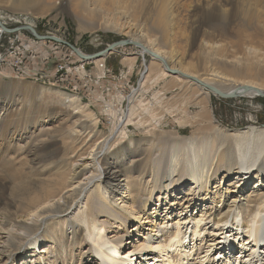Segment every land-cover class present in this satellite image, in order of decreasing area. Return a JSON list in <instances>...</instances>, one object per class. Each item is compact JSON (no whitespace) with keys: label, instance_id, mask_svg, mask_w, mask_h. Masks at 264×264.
<instances>
[{"label":"bare ground","instance_id":"obj_1","mask_svg":"<svg viewBox=\"0 0 264 264\" xmlns=\"http://www.w3.org/2000/svg\"><path fill=\"white\" fill-rule=\"evenodd\" d=\"M149 1L0 0V30H3L6 24V17L15 21L20 17L24 20L33 17V20L38 21L39 17L52 15L58 6L74 17L84 31L111 30L114 22L112 24L110 21L120 16L126 20L124 26L128 21L135 22L132 25H136L138 29L137 34L131 35L129 41L130 45L136 47L133 49H139L140 52H134L132 57L140 55L144 61L146 55L151 58L148 66L144 67L146 71L142 74V88L156 78L154 84H159L161 79L169 76L174 78L176 89L181 91L190 90L188 86L192 84L195 86L194 94L200 97L202 92L207 99L203 98L198 102L205 109L203 114L208 110L209 99L212 95H218L217 93L230 95L236 92L252 96L264 94V83L255 80L264 78V0H191V10H182L190 0H153V3ZM3 8L16 12L20 17H4L1 11ZM131 17H137L138 20ZM189 19L193 21L192 24ZM117 26L116 24L115 27ZM26 27H29L28 30L34 36L41 37L37 34L35 25ZM52 38L60 39L56 36ZM57 42L64 43L61 40ZM183 45L188 49L197 47L198 69L194 68L197 72L192 71L191 64L186 61L188 55ZM113 52L114 50L110 49L106 54H96L91 60L95 63L105 61L108 53L112 55ZM236 52L241 55L235 56ZM78 54L81 62L84 57H89ZM103 54L105 55L98 59ZM136 59L125 58L124 61L133 66ZM100 64L105 65L103 62ZM215 65H221L224 71L217 70ZM206 85L213 88V91L207 89ZM42 93L47 96L44 101L61 108L62 111L56 109L54 123H47L41 129L36 142H39L40 148L44 150L48 142L61 141L62 155H58L56 160L44 163L41 150L33 149L32 152L31 147L26 148L31 136L28 133L19 139V143L12 139V136L7 144L0 143V176L1 172L2 176H5L2 188L10 186L9 199L17 201L14 206L5 205L0 209V264H15L30 246L44 254L34 260L36 264L39 261L44 264H61V253L68 250L70 255L66 259L71 263L76 257L73 253L82 245L87 255L82 257L85 252L77 250L79 259L84 262L90 257V264H132L134 260H139L138 264H149L153 259L156 261L154 264H264V189L246 191L250 181H259L260 186L264 187V127L250 126L230 134L215 131L212 138H196L195 135L181 139L172 138L170 167L165 177L167 180L158 184L154 179L145 181L148 166L141 158L142 150H149L154 145V138L143 139L140 143L141 139L135 141L130 139L127 133H123L125 129L122 127L146 124L142 120L135 121L139 114L138 108L132 106L129 109L119 131L115 133V140L113 135L98 131V121L90 106L82 104L77 96L46 87L42 89ZM192 98L191 96L186 100ZM16 101L7 107L4 113L15 110L17 115H22L26 110H23V107L31 106L25 98ZM59 115L62 117L56 122ZM176 139L178 141H174ZM14 141L20 151L30 153L31 159L28 163L20 162L14 157L15 161H3L11 156V144ZM199 141L203 144L198 145ZM215 141H232L235 146L234 161L232 159L228 163L212 156ZM186 156L185 177L196 185L193 187L194 190L198 189V196L200 192L206 193L200 194L202 199L199 196L202 202L207 200V196L211 197V183L221 170L226 171L224 179L227 180L240 171L248 175L247 182L239 181L234 184L239 187L237 192L241 190V193L230 199L233 200V205L226 212L221 210L218 218L212 214H216L220 209L213 213L201 211L197 214L195 192H188L184 203L188 205L182 206L185 209L193 207L191 214L183 208L177 212L176 203L168 202L174 192L171 187L180 183L179 179L175 180V174ZM126 161L132 168L124 167ZM211 170L213 172L209 175L207 172ZM136 173L134 178L133 174ZM167 181L170 183L166 184ZM89 190L93 192V198H96L93 199V205L89 198L86 202L83 201ZM128 192L129 195L121 203L120 199H116V195L123 193L122 195L126 196ZM156 192H166V195L157 198L161 201L159 208L152 210ZM168 192L172 194L167 195ZM176 193L175 198L178 195ZM137 194L140 196L138 204L135 198ZM222 199L221 192H214L213 200L211 197L216 206ZM190 201H193L191 205ZM74 210L76 216L69 219ZM97 216L107 219L100 221L101 225H95ZM110 219L123 227V235L110 237L106 234L104 222L111 224ZM170 220L173 221L169 223ZM128 221L135 224L132 232L139 233V240L128 249L129 251L121 253L124 238L132 234L127 228ZM69 226L78 233L72 243H64ZM206 227L215 228L212 230L214 235L210 245L216 242L217 236H222L224 244L222 248L217 245L218 250H222L215 251L214 254V251H211L212 246L208 245L207 250L201 253L205 255L199 256L201 254L198 252L205 240L202 236ZM79 235L84 239L80 240ZM243 239H246L245 243ZM236 250L239 252L235 254ZM246 254L251 258L249 261L244 260ZM194 256L199 257L193 259ZM33 257L31 253L26 256Z\"/></svg>","mask_w":264,"mask_h":264},{"label":"rangeland","instance_id":"obj_2","mask_svg":"<svg viewBox=\"0 0 264 264\" xmlns=\"http://www.w3.org/2000/svg\"><path fill=\"white\" fill-rule=\"evenodd\" d=\"M149 3H153V0H150ZM185 6L187 7H183L182 10H191L193 7V3H191L190 0L189 4H186ZM1 11L4 17H6L7 15L13 18L18 16L16 12H9V9L3 8ZM32 18L33 17H30V19L24 20L23 17H20V19L15 21L6 17V24L3 28H6L7 31H5L4 29L0 30V139L2 140V138H4V140L0 141V143L7 144L11 136L12 139L17 140V143H19V139L21 137L24 138L25 133H28V135L31 136L30 142H28L26 148L28 149L31 147L32 152L33 149L41 150V154L43 155L42 161L44 163H49L51 162V160L53 161V159L56 160L57 157L62 155L61 151L63 150V144H61V141L48 142L47 144H45L46 147L44 148V150L40 148L39 142H36V137L41 134V129L44 128L47 123H49L50 125L54 123V119H56V109L62 111L61 108L55 107L52 104H48V101L46 100L44 101V99H47V96H43L42 93V89H44L45 87L56 89L69 95L77 96L82 104H87L90 106V110L95 115L98 121V131H101L106 135H113L114 138L115 133H117L121 127L120 125L126 119L129 113V109L132 106L138 108L139 114L135 117V121L142 120V122H146V124L141 126L137 125L127 126L124 128L122 127L123 130L125 129L123 133H127V136L130 139H134L135 141L141 139L140 143L143 141V139L154 138L155 141L154 145L151 146L152 149L149 148V150H145L146 152L142 150L143 156L141 158H143V161L146 162V166H148V173L146 174L145 181L154 179V182H157L158 184L162 180H167L165 179V177L167 176L170 167L169 159L171 158L170 152L171 145L173 142L171 140L172 138L181 139L190 137L191 135H195L196 138H202L205 136L211 137L215 131H224L227 134H230L233 131H238L242 129L245 130L247 127L250 126H254L257 128L264 127V97L241 95L234 98H223L219 95H212L209 99L210 101H208L207 103V105L209 104L207 108L208 110H206V113H204V115L203 110L205 109L201 106V104H198V102L203 98L205 100V95L201 92V94L199 95L200 97L196 96V94H194L195 90H193L195 86H192V84L188 86L191 91H181L179 89H176L174 78L169 76L165 79H161L159 81V84H154L156 83V78L145 88H142V74L146 71V68L144 67L145 65L146 67L148 66L151 58L149 55H146V61H144L140 55L132 57V54L134 52H140L138 48V50L133 49V47H135L134 45L125 44L114 48L113 54L111 55L110 53H108L105 61H99L98 63H95L92 62V60L83 59V62H81L78 53H81L86 56H94L106 50L109 46L118 41H129L130 36L137 34L136 31H138L137 26L132 25L135 24V22L128 21L126 23V26H124L126 20L120 18V16H116L114 20L110 21L112 24L114 22L113 28L111 30L108 29L104 31L103 29H95L93 32L91 30L84 31L83 28H81L79 22L74 19V17H71L65 9L59 8V6L57 10L53 11L52 15L50 14L46 18L39 17L37 18L38 21H35ZM135 18L136 20H138L137 17H131V19ZM188 21L190 24H192L193 22L190 19ZM32 24L35 25V30L37 34L41 36L40 38L34 36V34H32L28 29L21 28L26 27L27 25L32 27ZM116 24L119 27H115ZM127 26H129V28H125ZM119 29L121 30L117 31ZM2 32L3 34H1ZM53 36H56V38L60 37L59 40L64 43L53 41V39H51ZM68 44L75 47L77 51L72 50L68 46ZM183 47L188 55L186 61L188 60L187 62L191 64L190 67L192 68V71L197 72V66L199 61V53H197L198 50L196 49L197 47L193 49L185 48V45H183ZM105 54L98 57V59L103 57ZM240 55V52L235 53V56ZM125 58L137 59L134 61V65L132 66L124 61ZM102 62L106 65L105 70H102V68L99 69V67H97V65ZM192 62L195 64H192ZM61 64H68L67 67H76L78 65L85 66L86 72L84 73V79L87 82L88 91H82L78 88H71L64 84H61L60 81H57L55 79V73L56 75H58L59 80L60 76L62 75V81L66 83H73L74 79H77L72 75L64 76V74H67V70L65 68H61L59 70V65ZM194 68L197 69L194 70ZM214 68L219 71H224V68H222L221 65H215ZM109 73L112 74L111 76H119L120 73L121 75L126 74L127 77L120 83L115 84L113 81H108L109 78H111ZM171 78L173 80H171ZM255 80H258V82L260 83H264V78L263 80L262 78H257ZM106 93H108L109 95L108 100H102L101 96H106ZM190 95L193 98L186 100L187 98L191 97ZM24 98L28 100L29 104H31V106L29 107H23V110L26 109L24 111V114L17 115L15 110L9 111L8 113H4V110L11 104H15V102H17V99ZM127 102H129V105H127ZM142 105L144 106L142 107ZM15 108L18 109V107ZM201 114H203L204 116ZM206 116H208V118ZM61 117L62 116L59 115L56 122ZM116 139L117 138H115V140ZM177 139L174 141H178ZM199 142L198 145L203 144L202 142ZM15 143L16 142L14 141L11 144L13 146V151L11 153V156H8L10 158L4 157L5 159H3V161L5 162L11 159H13L12 161H15L16 159L14 158H17V160L20 162L28 163L31 159V156H29L30 153L20 151V149L16 147ZM185 143L188 144L186 141ZM214 145L215 147L212 152V156L216 157V159L218 157L224 159L228 163L232 159L234 161L235 146L233 145L232 141H227L226 143L222 141L221 143L220 141H215ZM24 156H26L27 159ZM186 158L187 156L184 157L181 162L180 168L178 169L179 171H177V173L175 174V180L177 181L179 179L178 182L180 183H177V185L173 186L174 188L171 187V189H173L172 191L174 192L171 200H169L168 202H175V209L177 212H179L180 210H182V206L186 207L188 205H184L185 201L187 200L186 196L188 192L193 194L195 192V202H197L198 206V209H196V212H198L197 214H200L201 211H204L206 213H213L214 211L220 209L216 214H212V216H216L218 218V215L221 213V210H225L224 212H226L233 205V200L230 199H232L234 196L236 197L241 193V190L237 192L239 190V187H235L234 184L239 181H241L242 183L247 182L246 180L248 175H244V173L240 171L236 176L233 175L232 178H229L227 180L224 179L226 171L221 170L220 174L215 179V181L211 183V189L213 192L212 194H210V196L212 197V200L214 192L223 193V199L221 203L216 206V204L214 203L215 201H212L211 197L209 196H207L206 201L202 202V197L200 194L204 195L206 193L200 192V199L199 196L196 194L198 189L195 188L196 190H194L193 187H196V185L193 184V181H191V179L185 177L186 174L184 173V170L187 162ZM225 161L224 164L226 163ZM124 167L127 169L132 168L128 161H126ZM212 172L213 171L211 170L207 173H210L209 175H211ZM136 176L137 173L133 174L134 178ZM3 178H5V176H2L1 172L0 209L3 208L5 205L14 206L17 204V201H12L11 199H9L10 192L8 188L10 186L2 188L3 182L5 180ZM183 179L184 181H180ZM169 183L170 182L168 181L166 182V184ZM260 185L261 183L259 181H255L254 183L250 181V184L248 185V187H246V191L247 189H252L255 191L263 190L264 187H261ZM175 192H177L176 195L178 194L176 198L174 197ZM156 193L157 194L155 195L152 210L154 208H157L159 203L161 202H159L157 198H163L166 195V192H164V194L163 192H161L160 194L159 192ZM122 194L123 193H121L120 196L116 195V199H120V203L121 201L125 200V197L129 195V192L126 194V196H123ZM144 194L145 192L143 193V195ZM170 194L172 193H167V195ZM93 197V192L91 193V191L89 190L84 196L83 201L86 202V199L89 198V200L91 201V205H93L94 200L96 199ZM135 198L137 199L135 200L138 204L137 201L140 200V196H138L137 194V197ZM127 200L128 199L126 198V201ZM192 203L193 201H190L189 205H191ZM128 204H130L129 201ZM183 209L189 211V214H191L190 210H192L193 207L190 206V208L188 209ZM73 216H76L75 210L72 212V215H70L69 219H73ZM106 219L107 218L105 217L97 216L95 225H101L100 221H104ZM109 221L111 224H106V222H104L106 225V234L110 237H114V235L116 234V237H118V234L123 235V227L120 226L118 222H113L111 219ZM172 221L173 220H170L169 223H171ZM134 225V223L131 224V222L128 221V230L132 232ZM214 229H208V227H206V231H204V234L202 236L205 238V240L202 246L200 247L201 250L198 252V254L205 252L207 250L208 245L211 244L210 241L213 239L212 235H214L212 234V230ZM67 231L68 232L67 236L64 239V243H72L73 239L77 236L78 232H75L74 229H72L70 226L68 227ZM138 234V232H132L131 236L124 238V243L120 251L121 253L123 251H129L128 249H130L132 245L137 240H139ZM78 237L80 240L84 239V237L81 235H79ZM222 240V236L221 238H218L217 236L216 242H213V245H210L212 246L211 251H214L213 254L215 253V251L222 250H218L219 246H221V248L223 247L222 245L224 243L222 244ZM243 241L245 243L246 239H243ZM217 245L218 247H216ZM84 248L83 245L77 248V250L85 252L82 257L87 255L86 251H83ZM77 250L73 253V255H76V257L73 258V263H69L66 259V257L70 255V251L68 250L65 253L62 252L61 261L63 262L61 264L92 263V259L90 257H88L89 260L86 259L84 262L83 260L81 261L79 259V251ZM238 252L239 250H236L235 254ZM29 253H31V255L34 257L26 258ZM43 255L44 254H41L39 250H36L33 248V246H30L26 254H24L23 256L20 255V257L16 260L15 264H25V262L26 264H36L34 260L41 258V256ZM204 255L205 254H201L199 256ZM199 256H194L193 259H197V257ZM250 259L251 258L248 255L244 258L245 261H249ZM138 262L140 261L136 260L135 262L134 260V263L132 264H138ZM154 262L156 261L153 259L149 262V264H154ZM37 264L44 263H41L39 261L37 262Z\"/></svg>","mask_w":264,"mask_h":264},{"label":"built area","instance_id":"obj_3","mask_svg":"<svg viewBox=\"0 0 264 264\" xmlns=\"http://www.w3.org/2000/svg\"><path fill=\"white\" fill-rule=\"evenodd\" d=\"M1 34H3V32ZM67 65L68 64L59 65V70L61 68H65L67 70V74H64V76L72 75V76H74L77 79H74L73 83H70V82L66 83V82L62 81L63 76L61 75L60 76V80H59L58 75H56V73H55V79L57 81H60L61 84H64V85L69 86L71 88H78V89H80L82 91L83 90H87L88 91V89H87L88 85H87V82L84 79V73L86 72L85 66L78 65L76 67H73V68L69 69V68H67ZM71 66H75V65H71ZM97 67H99V69L102 68V70L106 69V65H103V64H100V65L98 64ZM57 72H58V70H57ZM109 75L111 76L112 74L109 73ZM126 77H127L126 74L125 75H123V74L121 75V73H120L119 76H111V78H109L108 81H113L115 84H117V83H120L122 80H125ZM126 84H128V83H126ZM108 96H109L108 93H106V96H101V98H102V100H108ZM96 103H98V102H96ZM127 103H128L127 105H129V102H127ZM107 111H108V108H107Z\"/></svg>","mask_w":264,"mask_h":264},{"label":"water","instance_id":"obj_4","mask_svg":"<svg viewBox=\"0 0 264 264\" xmlns=\"http://www.w3.org/2000/svg\"><path fill=\"white\" fill-rule=\"evenodd\" d=\"M21 28H25V29H29V27H21ZM5 31H7V29L6 28H3ZM17 30H19V29H17ZM8 31H10V30H8ZM51 39H53V38H51ZM54 41H59V40H57V39H53ZM125 44H130V41H126V40H123V41H118V42H116V43H114V44H112L111 46H109L106 50H104V51H102V52H100V53H105L106 51H108V50H114V48H116V47H118V46H122V45H125ZM68 46L72 49V50H74V51H77V49L75 48V47H73L72 45H69L68 44ZM100 53H98V54H100ZM92 56L93 55H90L89 57H84V59H89V60H91L92 59ZM98 56V55H97ZM207 89H209V90H212L213 91V88H211L210 86H205ZM220 97H223V98H234V97H237V96H240V95H242V94H239V93H236V92H233V93H231L230 95H222V94H220V93H217ZM260 96H262V97H264V94H262V93H260L259 94Z\"/></svg>","mask_w":264,"mask_h":264}]
</instances>
